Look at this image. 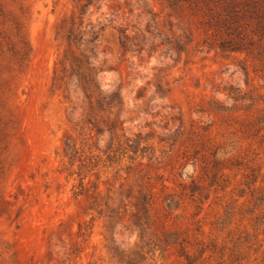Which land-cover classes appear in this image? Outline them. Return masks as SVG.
Returning a JSON list of instances; mask_svg holds the SVG:
<instances>
[{
  "label": "rangeland",
  "instance_id": "374dc122",
  "mask_svg": "<svg viewBox=\"0 0 264 264\" xmlns=\"http://www.w3.org/2000/svg\"><path fill=\"white\" fill-rule=\"evenodd\" d=\"M193 1L0 0L30 48L22 67L0 51V264H264V203L247 186L253 174L264 191V80L244 53L209 50ZM81 5L76 26L98 35L100 134L74 79L68 99L51 87L67 46L60 23ZM205 158L230 168L219 187ZM143 185L172 195L164 214L187 231L189 261L178 246L135 244L125 209Z\"/></svg>",
  "mask_w": 264,
  "mask_h": 264
},
{
  "label": "trees",
  "instance_id": "16d2710c",
  "mask_svg": "<svg viewBox=\"0 0 264 264\" xmlns=\"http://www.w3.org/2000/svg\"><path fill=\"white\" fill-rule=\"evenodd\" d=\"M186 1L184 0V2ZM11 2H16V0H11ZM191 4V9L199 11L205 18L206 22H202V25L206 28L205 34L214 37L216 46L210 47L209 50L216 48L222 52L244 53L247 58H251L253 62L257 63L254 72L259 73L260 78L264 80V0H194ZM83 7L84 5L80 6L78 14L73 12L69 19L62 20L60 23L61 26H68L65 38L67 46L58 63L59 66L55 67L53 71L51 87L54 91L64 93V99H68L67 90L64 87L67 83L65 78L68 80L74 79L77 90V92L74 91V95L80 103L78 107L82 112L87 110L93 114L92 117L86 119V122L91 126V130H94L96 134H100L101 118L98 117V114L105 111L101 109L100 104L103 97H101L97 86L98 72L91 66V61L95 56L93 43L97 41L98 35L91 22L88 23L89 30L85 33H81L79 27L76 26L77 20L79 21L80 16L83 14ZM7 17L3 6L0 4V51L3 50V53L12 54L18 67H22L30 53L29 44L23 26L14 20L8 24L9 19ZM6 24H8L7 33L4 30ZM85 34L88 35L86 40L83 38ZM122 38L124 40L123 46H125L129 42L128 36L124 35ZM81 41L92 44V47L81 50L78 47ZM244 98L238 96L232 99L237 101ZM94 105H100L98 107L99 111L94 109ZM105 122L110 131L118 129L117 121L111 120L109 116ZM198 141L201 142L200 145L203 147L208 143L203 136ZM198 154L199 152L195 153V155ZM203 163L205 164L203 167L204 172L212 175L209 187L214 185L219 187L220 181H226L225 171L230 170L228 166L218 160L209 158H205ZM257 178L258 176L252 174L247 186L250 189L251 200L263 204L264 191L260 187H255ZM191 182L194 183L193 180ZM226 188L227 186L222 187V191ZM153 189L149 185H143L136 198L137 203L132 206L133 209L127 207L125 209L126 215L129 216L127 221L131 222L134 230L138 232V241L135 244H141L145 239L148 241L146 245H153L156 249L164 247L165 250H170L178 246L180 249L178 257H183L186 261H189V251L185 250V244H189L187 231L175 229L173 224L170 223L169 216L164 214L172 195L166 194L164 190L167 187L162 185L163 191H161V194L163 196L162 200H159L161 196H158ZM183 190H186V187ZM198 190H201L198 186L190 187V197H194ZM198 195H200V192ZM97 199L101 198L98 197ZM99 206H101V210L103 206L108 209V201ZM204 252L205 249H201L199 253L203 255Z\"/></svg>",
  "mask_w": 264,
  "mask_h": 264
}]
</instances>
